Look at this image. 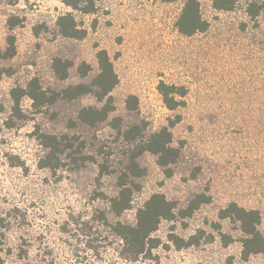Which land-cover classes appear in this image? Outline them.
Returning a JSON list of instances; mask_svg holds the SVG:
<instances>
[{
    "label": "rangeland",
    "instance_id": "374dc122",
    "mask_svg": "<svg viewBox=\"0 0 264 264\" xmlns=\"http://www.w3.org/2000/svg\"><path fill=\"white\" fill-rule=\"evenodd\" d=\"M67 1L0 0V49L9 34L15 36L16 48L1 64L10 73L0 77V256L6 264L241 263V233L217 213L232 200L257 208L264 233V8L250 20L245 7L251 0H237L233 11H216L209 1L199 0L209 26L187 37L175 27L184 0H100L89 14L72 10ZM67 11L86 29L82 39L56 33V17ZM10 17L16 21L12 29ZM99 49L107 51L118 77L111 92L114 115L135 120L124 108L126 97L133 95L137 117L149 130L181 117L171 128L175 144L182 142L172 176L164 175L153 155L143 154L139 162L146 172L139 179L140 190L118 220L133 223L135 209L155 192L180 207L196 192L206 189L211 196L189 217L162 220L153 233L159 245L136 260L119 255V240L98 218V210H104L111 221L117 219L107 201L96 197L97 191L116 193L115 173L104 175L98 185L92 160L54 172L38 166L45 150L37 130L77 134L86 143L84 152L98 163L106 160L116 172L123 168V144L106 123L95 128L68 125L78 108L94 99L63 100L36 113L24 97V118L10 119L13 86H24L33 76L44 87L74 82V69L67 81H57L51 59L59 56L75 65L84 61L94 72ZM159 81L183 85L185 106L168 110L156 89ZM214 222L220 223L218 230ZM199 229L211 233L212 240L181 249L168 240L172 231L186 238ZM222 233L231 237L227 244ZM247 264H264V256L252 255Z\"/></svg>",
    "mask_w": 264,
    "mask_h": 264
},
{
    "label": "trees",
    "instance_id": "16d2710c",
    "mask_svg": "<svg viewBox=\"0 0 264 264\" xmlns=\"http://www.w3.org/2000/svg\"><path fill=\"white\" fill-rule=\"evenodd\" d=\"M100 0H69L67 5L83 14L94 13L96 3ZM162 2H173L176 0H160ZM212 9L216 11H233L237 0H207ZM264 4L257 0H251L245 7V14L250 20H255L263 10ZM10 17L7 20L9 29L15 26L16 21ZM56 33L68 39H82L86 29L81 27L73 13L67 11L59 14L55 19ZM209 26L200 10L199 0H184L180 12L175 20L177 31L190 37L198 32H204ZM244 24L243 27L244 28ZM36 33L39 31L36 30ZM16 53L15 36L9 34L6 37L4 49H0V77L2 74L10 73L9 67H2V62L11 59ZM96 70L84 61L75 63L67 58L54 56L51 59L50 68L53 77L64 83L70 78L71 70L74 69L78 80L67 82L61 87H44L37 76L31 77L24 86L15 85L9 90L11 99L10 119L21 120L25 113L21 108V99L26 97L30 101L32 110L36 113L46 111L59 101H74L86 96L92 97L94 103L82 105L78 108L75 117L68 120L70 128L77 124L95 128L99 124L106 123L112 128L123 144V153L126 163L117 172L108 165V162L98 163L93 156L84 152L86 143L77 134H52L38 131L36 137L44 148V154L38 161L40 168L51 171L74 164L77 166L87 160L97 163V182L104 175L115 173L116 193L112 196L97 191L96 197L106 200L112 215L117 218L111 221L104 210H98V218L102 225L110 227L111 234L119 240V255L127 260H136L140 256H147L153 248H156L160 240L153 236L162 220L171 221L176 217H189L202 204L209 203L211 196L204 191L196 192L187 201L186 205L180 207L176 201L168 199L163 193L150 194L140 206L135 209L134 222L125 223L118 217L131 208L132 198L135 192L140 190L139 179L145 174L139 158L143 154L155 157V163L160 166L166 177L173 174V167L178 164L182 157V142L175 144L171 128L180 121V115H176L167 125L156 130H149L147 122L137 117V99L133 95L126 97L124 108L133 121L125 120L122 115H114V99L112 90L118 83V77L114 70L111 59L105 49H99L95 53ZM156 89L161 97L163 105L168 110H175L185 106L186 88L183 85H175L159 81ZM9 124V123H8ZM13 125V122L10 123ZM105 158V157H102ZM217 217L220 220H228L241 233L239 239V258L241 263L247 264L252 255L264 256V233L260 228L261 212L254 207H245L236 201H229L218 210ZM215 229L220 228V223L214 222ZM222 235L224 244L231 237ZM213 238L211 233L203 229L184 238L174 233H169L168 240L177 249L198 245L202 240L209 242ZM0 264H6L0 256ZM232 264V263H230Z\"/></svg>",
    "mask_w": 264,
    "mask_h": 264
}]
</instances>
